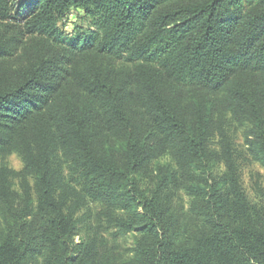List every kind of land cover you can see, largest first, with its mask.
Here are the masks:
<instances>
[{
	"label": "trees",
	"instance_id": "trees-1",
	"mask_svg": "<svg viewBox=\"0 0 264 264\" xmlns=\"http://www.w3.org/2000/svg\"><path fill=\"white\" fill-rule=\"evenodd\" d=\"M20 8L39 43L0 61V264H264V203L241 179L264 168V0ZM73 10L93 29L65 40ZM14 42L0 32V59Z\"/></svg>",
	"mask_w": 264,
	"mask_h": 264
},
{
	"label": "rangeland",
	"instance_id": "rangeland-1",
	"mask_svg": "<svg viewBox=\"0 0 264 264\" xmlns=\"http://www.w3.org/2000/svg\"><path fill=\"white\" fill-rule=\"evenodd\" d=\"M26 2H28V0H14L12 4L11 19L8 21L6 20L4 22H0V32H6L7 38L15 39V42H14L15 45L11 46L12 47V48L10 47L11 49L7 48L4 58L0 59L1 62L3 61L8 66H12V67L23 64L24 59L26 58V57H23V55L26 54L25 53L26 50H27V54L35 53L37 50V43H39L37 39L34 37L22 36L20 29L17 28L16 26L17 24H22L19 22L22 21L23 14H24V8H20V6ZM60 26L62 27V25ZM62 29L65 34L64 38H67L65 40H69L70 37L73 36L75 33L86 32L87 30H92L93 28L91 26L90 20L85 17L82 11L73 10L68 15L66 22H65V26H63ZM113 63L116 65L121 64L123 63V60L115 59L113 60ZM3 162L9 168L13 169L14 171H19L22 168V163L20 159L18 158V156L15 154L10 155L7 158H5ZM160 163L161 164L170 163V161L169 159L164 158L160 160ZM222 168L223 166L221 165V163H219L216 166L215 172L221 171ZM256 174L259 175V178H258L259 190L254 188ZM241 179H242L244 191L247 194V196L254 201H259V202L264 203V168L258 164H252L248 167H245L242 171ZM87 207L91 211V214L94 215L100 208V205L96 203H90ZM85 213H86L85 210H82L79 212L78 216L80 217L84 215ZM86 222H87L86 220H83L82 222H80L79 229L83 230L84 225L86 226ZM103 235L108 240H113L116 238L121 244L127 245V246L131 244L132 237H133L132 233L125 235V236L118 235V233H116V230H109L103 233ZM83 236H84V233L82 231L80 236L75 237V241L79 242L80 237H83Z\"/></svg>",
	"mask_w": 264,
	"mask_h": 264
}]
</instances>
